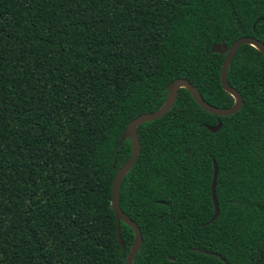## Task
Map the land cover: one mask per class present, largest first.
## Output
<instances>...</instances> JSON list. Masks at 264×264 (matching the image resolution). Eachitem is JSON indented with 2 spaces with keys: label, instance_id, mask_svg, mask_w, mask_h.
<instances>
[{
  "label": "trees",
  "instance_id": "trees-1",
  "mask_svg": "<svg viewBox=\"0 0 264 264\" xmlns=\"http://www.w3.org/2000/svg\"><path fill=\"white\" fill-rule=\"evenodd\" d=\"M242 37L264 44V0H0V264H125L134 231L120 223L121 248L111 207L124 130L176 79L232 107L211 48ZM226 80L237 113L180 88L137 127L119 189L142 235L132 264H264V56L240 46Z\"/></svg>",
  "mask_w": 264,
  "mask_h": 264
},
{
  "label": "water",
  "instance_id": "water-1",
  "mask_svg": "<svg viewBox=\"0 0 264 264\" xmlns=\"http://www.w3.org/2000/svg\"><path fill=\"white\" fill-rule=\"evenodd\" d=\"M246 44L254 47L264 56V44L251 37L239 38L234 43H232L229 48H227V46L224 44H215L211 48L212 53L225 55L220 71V84L223 90L234 98L235 101L232 107L226 109L213 107L203 100L198 90L194 86H192L188 81H186L185 79H176L166 86V89L169 90V95L162 108H160L155 112L145 113L136 117L135 119H133L128 123L126 129L124 130L119 141V146L124 142L125 139L129 138L131 143V155L129 159L119 168V170L117 171L114 177L112 184V193H111V207L117 222V242L121 248H123L124 245L120 233V223L121 222L125 223L134 231V241L126 257L125 264H132V261L137 253V250L142 240V235L139 227L124 212H122L119 205V189H120L121 181L125 176V174L134 166L139 155L140 145L137 135V127L142 123L157 120L163 117L165 114H167L170 111V109L173 107L177 99L178 90L180 88L186 89L194 98L197 105L200 108H202L204 111L212 115L218 117H225L237 113L242 106V98L238 93V91L227 83L226 76H227V70L229 64L235 52L238 50L240 46ZM221 126H222V122L218 121V123L215 126L209 127V131L215 133L218 130H220ZM216 179H217V167L214 164L211 192H212V199L214 203L215 212L210 222H213L217 218L219 213L218 203L215 197ZM217 257L221 259L223 262H225V260L222 259L220 256L217 255ZM169 260L170 261L168 263H164V264H178V263H174L171 258Z\"/></svg>",
  "mask_w": 264,
  "mask_h": 264
}]
</instances>
